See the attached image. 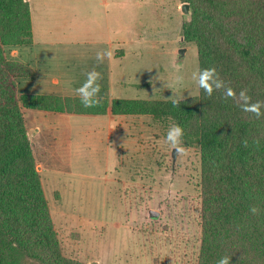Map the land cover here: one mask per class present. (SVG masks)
Wrapping results in <instances>:
<instances>
[{
    "label": "rangeland",
    "instance_id": "rangeland-1",
    "mask_svg": "<svg viewBox=\"0 0 264 264\" xmlns=\"http://www.w3.org/2000/svg\"><path fill=\"white\" fill-rule=\"evenodd\" d=\"M31 2L34 37L40 28L58 27L59 41L76 45L53 51L63 62L50 72L68 83L59 86L64 95L79 97L75 89L92 70L100 73L97 98L108 101L199 95L192 79L198 69L197 48L181 34L190 7L184 14L180 0ZM50 36L53 41L55 36ZM101 50L112 55L97 61ZM33 52L12 47L8 57L19 61L22 55L39 56L38 50ZM45 72L38 69V76L47 77ZM22 111L29 133L40 128L31 139L32 148L66 258L82 264L199 263V155L195 148L182 146L173 160V148L165 142L171 126H161L150 116L92 119L54 113L45 118L27 108Z\"/></svg>",
    "mask_w": 264,
    "mask_h": 264
},
{
    "label": "trees",
    "instance_id": "trees-1",
    "mask_svg": "<svg viewBox=\"0 0 264 264\" xmlns=\"http://www.w3.org/2000/svg\"><path fill=\"white\" fill-rule=\"evenodd\" d=\"M180 1L190 7L183 41L195 44L198 69L215 68L221 87L213 85L211 96L199 87L193 98H99L85 107L75 97L19 94L17 82L34 72L10 59L8 49L32 44L29 4L0 0V264H82L61 252L24 108L93 116L109 108L113 116L181 125L182 146L199 155L198 264H216L225 255L230 264H264V115L240 107L264 101V0ZM227 88L234 96L224 94ZM242 89L247 102L239 98Z\"/></svg>",
    "mask_w": 264,
    "mask_h": 264
},
{
    "label": "crops",
    "instance_id": "crops-1",
    "mask_svg": "<svg viewBox=\"0 0 264 264\" xmlns=\"http://www.w3.org/2000/svg\"><path fill=\"white\" fill-rule=\"evenodd\" d=\"M27 1L29 4V11H30L31 30H32V44L29 46H26V47H20V49H30L32 52H33V49L38 50L39 56H34V58H29L28 57L29 54L26 57H25V55L19 56V62L29 66L33 70L34 76L30 79L19 80L17 82L18 92H19V94H24V95H49V96H58V97H75L71 94H66V95L63 94V92L59 86L64 85L65 82H62L64 80L62 78H60L59 76H57V74H54L53 72H50V71H54L56 68L59 69V67L56 66V64L59 65L61 62H63L61 57L55 55V52H57L56 50H58L60 47L62 49H71L72 50V49H75L76 45H72L71 41H68L70 43H68L67 41L60 42L59 41L60 38L55 35V32H57L59 29L58 27L55 28V30L52 27H48L45 30H42L40 28V29H38L40 31V33H38V35L34 37L35 28H34L33 20H32L33 19V4L31 2V0H27ZM44 35H47L48 37H50V39L45 40ZM50 35L55 36V37H52V39H54L53 41L51 40ZM36 37H38V41L36 40ZM109 45H110V43L108 41V43L100 44L99 46L101 47V49H106ZM100 47H97V49H99ZM53 51H55V52H53ZM24 58H26V59H24ZM35 58L37 59V61H35ZM53 63H55V65H52ZM40 68H43L46 71L45 73H46L47 77L42 76V74H40V73L38 76V69H40ZM64 69H70V68L65 67ZM37 76H38V78H37ZM65 84H68V83H65ZM75 98H79V97H75ZM99 98L106 99L104 97H98L97 99H99ZM113 99H116V98H113ZM108 102H110V101H108ZM28 110L29 109H27V111ZM30 110H32V109H30ZM33 111L37 112V114H39V115H41V117H45V118L50 117L52 115L53 116L56 115V114H54L55 112H43V111H37V110H33ZM45 114H52V115H45ZM57 114L60 116L65 115V116H69V117H88V118H92V119H94V118L99 119V118H104V117H108V118L109 117H112V118L119 117V116L111 115L109 112V108L107 109V113L105 115H96V116L94 115L93 116V115H78V114H65V113H57ZM57 118H59V117L55 118V122H56ZM24 119H25V115H24ZM25 123H26V126H29L28 125L29 123L26 121V119H25ZM54 128H55L54 129L55 133L58 136V134L62 130H60L59 127H54ZM93 131H94V129H92V132ZM39 132H40V128L37 126L32 131V133H29V137L32 139L34 137V135H37ZM83 132L85 133L88 131L85 130ZM62 133H63V131L60 133L61 136H62ZM56 140L58 141L57 137H56ZM52 142H54V140Z\"/></svg>",
    "mask_w": 264,
    "mask_h": 264
},
{
    "label": "clouds",
    "instance_id": "clouds-1",
    "mask_svg": "<svg viewBox=\"0 0 264 264\" xmlns=\"http://www.w3.org/2000/svg\"><path fill=\"white\" fill-rule=\"evenodd\" d=\"M112 53L108 50H101L96 53L97 61H102L105 56H111ZM87 78L85 81L76 88V92L79 94L80 103L85 107H91L97 104L99 101L97 99V94L100 92V84L97 82L100 73L95 70L89 71L86 73ZM219 74L216 72L214 67L208 68H200L192 73V79L198 84V86L203 89L204 93L207 96H211L213 94V85L215 88L221 87V81L218 79ZM182 80L183 77H180ZM226 96H234L233 90L231 88L225 89ZM239 98L244 101H249L251 98L247 94L246 89H242L239 93ZM245 111H253L257 117L264 115V112H261V107H264V101H257L254 105H249L245 103L240 105ZM184 130L181 125L174 124L172 125L165 136V142L172 147L176 152H180L182 150V138H183ZM245 143H247L245 141ZM250 211L253 214H257L259 212L258 207H251ZM231 257L225 255L221 256L216 260V264H230Z\"/></svg>",
    "mask_w": 264,
    "mask_h": 264
},
{
    "label": "water",
    "instance_id": "water-1",
    "mask_svg": "<svg viewBox=\"0 0 264 264\" xmlns=\"http://www.w3.org/2000/svg\"><path fill=\"white\" fill-rule=\"evenodd\" d=\"M25 1H27V0H25ZM181 11H182L184 14H188V13H189V5H188L187 3H183V4L181 5ZM179 53H180V55H183L184 50H183V49H180V50H179ZM177 153H178V152H176L174 149L172 150V158H173V160L176 158Z\"/></svg>",
    "mask_w": 264,
    "mask_h": 264
}]
</instances>
